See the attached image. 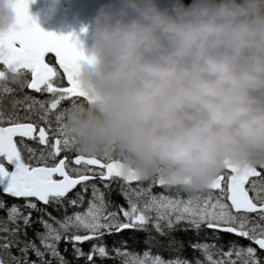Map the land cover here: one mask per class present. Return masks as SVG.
Instances as JSON below:
<instances>
[{
  "label": "snow or ice",
  "instance_id": "6c2138e0",
  "mask_svg": "<svg viewBox=\"0 0 264 264\" xmlns=\"http://www.w3.org/2000/svg\"><path fill=\"white\" fill-rule=\"evenodd\" d=\"M29 2L14 0L15 23L0 32V193L23 200L8 205L0 199V211L5 213L0 217V264H70L59 249L61 242L71 245L74 258L86 264L117 257L121 264H264L257 247L252 246L264 252V171L258 170H264V164L227 163L198 190L186 189L161 175L147 178V187L139 183L133 187V182L146 179L126 168L120 158L80 152L74 138L65 133V119L76 98L87 99L78 74L81 63L89 58L74 33L44 31L29 14ZM48 54H54V62ZM24 89L28 92L17 98L16 92ZM32 92L47 94V99H38ZM9 98L10 107L5 104ZM64 102H70V107L62 108ZM25 138L44 147H31ZM69 152L76 153L74 158ZM90 165L99 166L103 188L91 182L97 172ZM117 180L125 204L109 198L111 184ZM155 185L176 186L186 198L179 191L175 196L154 194ZM78 186L80 191L74 192ZM69 193H74L71 198ZM50 205L63 214L53 216L47 210ZM69 207L76 210L69 213ZM33 212L39 213L35 220ZM34 224L40 229L33 239L28 230ZM202 228L212 230L214 237L223 232L250 244L230 242L225 250L197 238L187 242L200 253L194 260L178 254L169 259L153 254L154 247L179 253L185 242L172 233L192 231L199 237ZM127 229L146 234L143 251H129L124 242L110 252L103 237ZM93 240L97 243L84 252L80 245Z\"/></svg>",
  "mask_w": 264,
  "mask_h": 264
},
{
  "label": "clouds",
  "instance_id": "9594fccd",
  "mask_svg": "<svg viewBox=\"0 0 264 264\" xmlns=\"http://www.w3.org/2000/svg\"><path fill=\"white\" fill-rule=\"evenodd\" d=\"M62 0H46L49 17ZM16 19L0 0V32ZM66 113L84 154L204 188L227 163L264 164V0H107Z\"/></svg>",
  "mask_w": 264,
  "mask_h": 264
},
{
  "label": "trees",
  "instance_id": "16d2710c",
  "mask_svg": "<svg viewBox=\"0 0 264 264\" xmlns=\"http://www.w3.org/2000/svg\"><path fill=\"white\" fill-rule=\"evenodd\" d=\"M186 5L191 3V0H183ZM28 90L24 89L23 92L17 91L16 92V97L22 99L24 94L27 93ZM31 95L39 97V95L37 94H33L31 93ZM10 99L5 101V104L8 105L10 107ZM47 98H43L41 100H44ZM82 101H78L76 103H80ZM62 108L66 107V102L62 103L61 105ZM112 189L113 188H118L119 187V183H114L111 184ZM171 190V189H169ZM176 191H181L180 189H176ZM111 201H113L115 204H125V201L123 199L120 198V194L118 192L114 190L111 191L110 197ZM0 199H3L8 205H11L13 203H23V201L21 200H17L14 199L12 197L9 196H5L2 193H0ZM54 208V209H53ZM56 206L54 205L53 207H50L49 210L52 211V213L59 217L62 215V210H55ZM39 213L37 212H33L32 213V218L33 220L36 219V217L38 216ZM5 213L3 211H0V217L4 216ZM181 227H183V225H181ZM40 229V225L38 224H34L32 229L28 230V237L29 238H35L34 237V232L36 230ZM153 235H155V233H153ZM173 236H175V238L179 241H184V248L182 251H180L179 253H177L176 251H170L167 249H163L160 247H154L152 249L153 254H160L164 259H169V258H174L177 254L180 255L182 258H187L188 260H194L196 257L200 256V253L198 252H194L189 246H188V241L189 240H195L198 237L192 232L189 231L187 233L183 232V231H175L172 233ZM209 235V234H207ZM146 234L144 232H140V231H134V230H130V231H122L119 234H112V235H105L103 237V243L108 247L109 251H112V248L115 247H120L122 245V243L126 242V246L127 249L129 251H135V252H142L143 249L145 248V245L143 243V240L145 239ZM162 239V238H161ZM211 242H214L217 245H222L223 248L225 250H227V248L229 247L230 242H235L236 244L242 245V241L238 238H234L232 236H219L217 237V239H211ZM37 243H39V241H37ZM65 247H67V251H65ZM80 247H82L84 252H88L90 249V243H83L82 245H80ZM59 249L61 251V253L65 256V258L70 262V264H86V261L83 259L77 260L74 258L73 253H72V247L71 245H65L64 242H61L59 245ZM15 251V250H13ZM113 256L115 255L114 253L112 254ZM30 258L31 259H36V257L34 255L30 254ZM96 264H121V259L119 257L117 258H105L104 260H101V262H99V260H96Z\"/></svg>",
  "mask_w": 264,
  "mask_h": 264
},
{
  "label": "water",
  "instance_id": "95a60500",
  "mask_svg": "<svg viewBox=\"0 0 264 264\" xmlns=\"http://www.w3.org/2000/svg\"><path fill=\"white\" fill-rule=\"evenodd\" d=\"M106 2L107 0H62L57 12L49 17L45 8L46 0H34V2L30 0L29 14L37 20L44 31L54 32L57 35L74 33L80 40V46L85 56H88L90 54L92 20L101 4ZM82 29H86V31H82ZM48 55L55 58L54 54ZM90 167L99 168L97 165H90Z\"/></svg>",
  "mask_w": 264,
  "mask_h": 264
},
{
  "label": "flooded vegetation",
  "instance_id": "af4514ba",
  "mask_svg": "<svg viewBox=\"0 0 264 264\" xmlns=\"http://www.w3.org/2000/svg\"><path fill=\"white\" fill-rule=\"evenodd\" d=\"M71 158H74V157H71ZM97 172V178L95 179V180H93V181H91L92 183H96L97 185L100 183L99 182V180H100V178H99V176H98V173H99V171H96ZM136 187V186H135ZM162 193H164V194H166L165 192H162ZM201 232H200V235H199V237H198V239H200V240H207L208 242L209 241H211V239H217V237H214V234H213V231L212 230H208V229H206V228H202L201 230H200ZM207 234H209V235H207ZM219 236H226V235H228V234H226V233H219L218 234ZM228 236H230V235H228ZM239 238V237H238ZM242 242H249L248 240H246V239H243V238H239ZM264 255V254H263Z\"/></svg>",
  "mask_w": 264,
  "mask_h": 264
},
{
  "label": "rangeland",
  "instance_id": "374dc122",
  "mask_svg": "<svg viewBox=\"0 0 264 264\" xmlns=\"http://www.w3.org/2000/svg\"><path fill=\"white\" fill-rule=\"evenodd\" d=\"M44 95H45V94H44ZM44 95H41L40 97H43ZM39 148H40V147L37 146V149H39ZM263 171H264V170H263ZM149 182H150V181L148 180V182L144 183L143 186H144V187H147L148 184H149ZM152 192H153V191H152ZM154 194H156V193H154ZM181 197H182V198H186V193L183 194V195H181Z\"/></svg>",
  "mask_w": 264,
  "mask_h": 264
}]
</instances>
